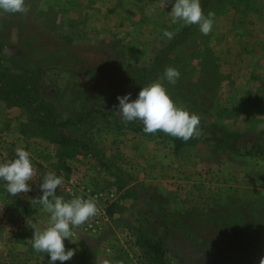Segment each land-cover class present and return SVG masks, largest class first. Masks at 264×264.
I'll return each mask as SVG.
<instances>
[{
    "label": "rangeland",
    "instance_id": "rangeland-1",
    "mask_svg": "<svg viewBox=\"0 0 264 264\" xmlns=\"http://www.w3.org/2000/svg\"><path fill=\"white\" fill-rule=\"evenodd\" d=\"M167 2L25 0L27 13L0 11L2 57L12 76L31 77L41 97L76 119L85 103H107L116 111L118 96L131 93L136 99L142 87L173 67L180 77L175 85L162 80L168 92H194L199 103L209 105L198 139L210 133L209 126L245 134L243 140L264 131V0H201L205 15L215 13L207 36L198 25L172 23L175 0ZM165 30L172 39L163 35ZM140 77L145 81L137 82L135 91L130 81H142ZM111 79L120 82L123 92L113 89L111 96ZM91 131L85 137L99 147V154L71 146L62 150L28 111L0 98V162L15 159V149L23 147L36 170L29 182L32 190L14 197L0 180V264H49L47 253L34 251L31 241L33 225L40 230L48 226L50 214L31 199L42 195L39 186L49 171L63 177L56 195L65 201L71 200V181L72 186L83 183L116 194L106 203L109 221L97 234L79 231L78 237L64 240L66 250H75L65 262L83 253L89 264H177L170 254H154L137 244L143 213L158 219L166 201L167 212L182 213L238 199L264 226V157L228 158L201 140L176 149L163 132L142 136L103 124ZM162 226L160 222L159 232ZM174 242L172 247L179 249ZM191 249L189 264L222 263L210 247Z\"/></svg>",
    "mask_w": 264,
    "mask_h": 264
},
{
    "label": "trees",
    "instance_id": "trees-1",
    "mask_svg": "<svg viewBox=\"0 0 264 264\" xmlns=\"http://www.w3.org/2000/svg\"><path fill=\"white\" fill-rule=\"evenodd\" d=\"M3 51L4 47L0 43V98L13 106L22 107L28 111L36 119L38 125L47 132L48 140L58 145L62 150L71 146L73 150L80 147L90 150L94 156L99 154V147L95 148L93 140L85 135L87 131L102 124L103 126L114 125L117 130H131L142 136L152 135L144 133V125L140 120L125 123L114 110L108 109L109 107L105 105L107 103L103 104L104 106L94 102L85 103L83 114L78 119L73 115L69 116L59 112L60 108L52 107L49 99L39 95L31 77L10 74L2 57ZM140 80L142 81L137 79L130 81L133 85L135 84V91H139L137 82L145 81L141 77ZM123 81L126 80L121 82L123 83ZM113 89L116 92L122 91L120 82L111 79V96H114L115 93ZM168 93L177 104L184 99L187 102L185 108L190 113L200 115L201 120L207 122L203 115L209 105L199 103L197 93L181 95L175 92ZM70 128H74V130L72 131ZM207 131H210L207 136L201 139L194 137L187 142L172 136L169 138L176 149L201 140L212 147L214 152H221L228 158L243 155L254 158L264 157V131H259L255 135L253 133V138L249 140L242 139L245 134L222 130L214 126H209ZM155 134L159 136L162 131L158 130ZM91 135H93L92 131L87 136ZM166 203L167 201L162 204L164 209L160 208L158 219L152 220L148 217V212L143 213L144 216L140 218L136 230L139 247L147 248L154 254H170L177 264H189L187 254L191 253L193 250L191 248L195 246L199 249L197 251L203 247L206 249L210 247L213 258L222 259L221 264L223 261L225 264H259L260 259L264 257V226L259 223L257 213L254 210L250 212L245 205H239L238 199L229 198L222 204L215 203L212 208L195 207L182 213L167 212ZM175 214L178 215L177 218ZM160 222L163 223L162 232L158 231ZM174 239L178 241L179 249L172 247L175 243ZM87 256L89 255L85 257L83 253H80L78 260L64 264H89Z\"/></svg>",
    "mask_w": 264,
    "mask_h": 264
},
{
    "label": "clouds",
    "instance_id": "clouds-1",
    "mask_svg": "<svg viewBox=\"0 0 264 264\" xmlns=\"http://www.w3.org/2000/svg\"><path fill=\"white\" fill-rule=\"evenodd\" d=\"M168 2L164 0L163 5ZM0 11L17 14L27 13L29 7L25 0H0ZM151 14V10L149 11ZM172 23L183 21L185 25H198L200 32L207 36L213 29L215 13L209 11L204 14L201 0H175L169 14ZM163 35L172 39L173 34L167 30ZM180 77L178 69L167 67L164 69L163 78L144 86L139 91L136 99H131V93L118 96V112L122 120L132 122L140 120L146 134H155L158 130L184 142L200 135L201 116L190 113L185 107L177 106L168 94V89L162 80L175 85ZM15 159L0 162V180L4 181L5 188L13 197L28 193L32 189L29 182L36 175V170L31 161V154L23 147L15 149ZM63 183V177L57 176L53 171L47 172L40 184L42 195L32 198V204L43 206L50 214L48 226L40 230L33 225L31 238L32 248L36 252L47 253L49 264L60 261L61 264L69 261L74 255V249H65L64 240H69L75 233L72 226H81L89 218L99 212L96 199H84L77 196L65 201L62 196H57V188ZM103 264H110L104 260ZM259 264H264V257Z\"/></svg>",
    "mask_w": 264,
    "mask_h": 264
},
{
    "label": "built area",
    "instance_id": "built-area-1",
    "mask_svg": "<svg viewBox=\"0 0 264 264\" xmlns=\"http://www.w3.org/2000/svg\"><path fill=\"white\" fill-rule=\"evenodd\" d=\"M70 184L71 185H69V191L71 193L68 194L70 195V199H73L77 196H82L84 199H87L88 197H93L96 199V202L100 200L106 201L104 207H100L97 205L99 208V212L95 216H93L91 221H86L84 224L78 227L72 226V231L75 234L71 238L78 237L79 231H84L88 235L97 234L101 230V225H104L109 221V218L105 211V207L107 206L106 203L112 202L116 198V194L113 191H105L102 193L83 183H77V187L72 186V181Z\"/></svg>",
    "mask_w": 264,
    "mask_h": 264
},
{
    "label": "crops",
    "instance_id": "crops-1",
    "mask_svg": "<svg viewBox=\"0 0 264 264\" xmlns=\"http://www.w3.org/2000/svg\"><path fill=\"white\" fill-rule=\"evenodd\" d=\"M105 236H106V234H104ZM120 250H121V248H120ZM126 252V251H125Z\"/></svg>",
    "mask_w": 264,
    "mask_h": 264
}]
</instances>
